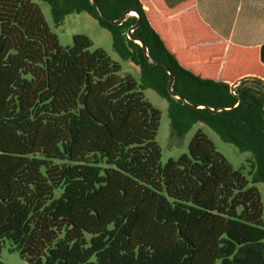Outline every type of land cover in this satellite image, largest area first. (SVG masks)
Returning a JSON list of instances; mask_svg holds the SVG:
<instances>
[{
    "label": "trees",
    "instance_id": "1",
    "mask_svg": "<svg viewBox=\"0 0 264 264\" xmlns=\"http://www.w3.org/2000/svg\"><path fill=\"white\" fill-rule=\"evenodd\" d=\"M44 1L57 23L86 11L109 28L141 84L85 34L61 45L33 0H0V255L8 242L20 264H264V43H204L221 36L197 0ZM129 9L185 100L128 37L138 16L100 15ZM145 88L168 100L180 135L202 122L250 152L254 181L201 128L162 164Z\"/></svg>",
    "mask_w": 264,
    "mask_h": 264
},
{
    "label": "rangeland",
    "instance_id": "2",
    "mask_svg": "<svg viewBox=\"0 0 264 264\" xmlns=\"http://www.w3.org/2000/svg\"><path fill=\"white\" fill-rule=\"evenodd\" d=\"M38 3L44 13V16L50 25L52 31L58 35L59 42L63 46L72 44L73 36L75 34H85L93 42L92 49L103 48L109 56L121 64V75L128 73L132 74L141 84L140 67L134 62L124 60L120 54L115 50L113 45L112 31L100 24V22L86 11L79 13L67 14L64 20L57 23L53 18L51 6L44 0H33ZM262 0H232L235 9H240L246 5L256 4ZM172 3L173 0H168ZM218 2V6H220ZM214 5V4H212ZM137 16L136 13L129 14V16ZM145 97L152 103L153 106L161 111V120L156 140L162 150V164L166 163L169 158L178 159L183 153L188 151V145L196 131L201 128L215 143L216 148L221 152L227 160L237 170H240L252 183L254 181V168L251 167L249 161L251 157L250 152H241L234 144L223 141L220 136L208 125L197 122L192 125L189 131L183 135L177 133L172 127V120L169 114V102L165 97H162L156 90L152 88L143 89ZM261 192V197L264 206V183H254ZM264 218V212H263ZM23 260L18 251H11L10 244L6 242L1 255L0 264H20Z\"/></svg>",
    "mask_w": 264,
    "mask_h": 264
},
{
    "label": "crops",
    "instance_id": "3",
    "mask_svg": "<svg viewBox=\"0 0 264 264\" xmlns=\"http://www.w3.org/2000/svg\"><path fill=\"white\" fill-rule=\"evenodd\" d=\"M178 1L180 0L168 3L175 4ZM218 2L221 3L220 6L217 5ZM256 5H246L234 10L232 0H197L192 9H196L201 18L221 36L219 40H208L204 43L222 41L227 44V49L233 44L248 47L263 44L264 0Z\"/></svg>",
    "mask_w": 264,
    "mask_h": 264
},
{
    "label": "water",
    "instance_id": "4",
    "mask_svg": "<svg viewBox=\"0 0 264 264\" xmlns=\"http://www.w3.org/2000/svg\"><path fill=\"white\" fill-rule=\"evenodd\" d=\"M92 2H94L96 5H97V8L99 9V5H98V2L97 0H92ZM131 11H135L137 13V16L139 18V21L134 25L132 26L130 29H129V33H128V37L130 39H133L136 43L140 44L142 46V48L144 49V51L146 52L147 56H148V60L150 63H154V64H161L163 65L167 70H168V73L170 75V78H169V81H168V91L171 93L172 96L176 97V98H179V99H184L183 95H180V94H177L175 92H173V89H172V86H173V83H174V73L172 71H170L169 67L167 66V64L164 62V61H161V60H154L152 58L149 57L148 55V48H147V45L146 43H144L142 40H140L139 38L135 37L133 34H132V29H135L139 26L140 24V21H141V17H140V14L134 10V9H129L127 11L124 12V14L119 18V19H112L110 17H108L107 15L103 14V13H100L101 17L106 19L107 21L111 22V23H114L116 25H119V24H122L123 21L127 18V16L130 14ZM253 77V76H252ZM246 78V77H245ZM243 78L241 79H238L237 81L233 82L231 84V88L234 89L235 86L242 80ZM185 100V99H184ZM192 107H197L196 105H191ZM205 106V105H203ZM212 110L214 112H217L218 110L216 109H213Z\"/></svg>",
    "mask_w": 264,
    "mask_h": 264
},
{
    "label": "bare ground",
    "instance_id": "5",
    "mask_svg": "<svg viewBox=\"0 0 264 264\" xmlns=\"http://www.w3.org/2000/svg\"><path fill=\"white\" fill-rule=\"evenodd\" d=\"M136 13L135 11H131L130 14ZM137 14V13H136Z\"/></svg>",
    "mask_w": 264,
    "mask_h": 264
},
{
    "label": "built area",
    "instance_id": "6",
    "mask_svg": "<svg viewBox=\"0 0 264 264\" xmlns=\"http://www.w3.org/2000/svg\"><path fill=\"white\" fill-rule=\"evenodd\" d=\"M133 30V29H132Z\"/></svg>",
    "mask_w": 264,
    "mask_h": 264
}]
</instances>
